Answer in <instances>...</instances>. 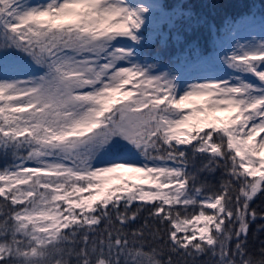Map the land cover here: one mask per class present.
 <instances>
[{
  "label": "snow or ice",
  "instance_id": "snow-or-ice-1",
  "mask_svg": "<svg viewBox=\"0 0 264 264\" xmlns=\"http://www.w3.org/2000/svg\"><path fill=\"white\" fill-rule=\"evenodd\" d=\"M190 19L167 0H0V264H264L246 250L264 19L238 39V21L208 26V48ZM169 33L175 55L145 52ZM142 211L167 260L147 223L126 231Z\"/></svg>",
  "mask_w": 264,
  "mask_h": 264
},
{
  "label": "trees",
  "instance_id": "trees-1",
  "mask_svg": "<svg viewBox=\"0 0 264 264\" xmlns=\"http://www.w3.org/2000/svg\"><path fill=\"white\" fill-rule=\"evenodd\" d=\"M169 5L176 2H182L186 10L191 12L190 20H182L181 30L183 26L200 21V26L193 28L191 33H183L186 41H197L202 47L208 48L207 41L209 38L208 26L214 25L217 29L226 20L237 21L247 16L252 15L256 10L262 14L264 18V0H167ZM169 47L166 49H159V39L151 47H147L148 53L153 54L160 51L161 54L167 58L169 56L175 55L177 49L172 43L171 38L168 39ZM5 160L0 157V165H3ZM220 175L219 172L215 176H209L210 181H215V178ZM2 198H0V204H2ZM252 207L258 211H264V195L258 194L252 202ZM8 211L7 209H4ZM147 223L148 227L145 228L146 242L154 246L164 247L163 259H168V249L166 245H163L162 241H157L152 239V232L158 225L154 224L151 218L148 216L147 211L140 212L138 218L131 224L127 225L126 231L129 233L132 230L139 229ZM264 224V220L257 219L249 227L246 241V250L253 257H259L260 250L264 249V229H258V225ZM103 228V225H101ZM233 247H235V242L233 241ZM174 259H179L181 264H183V257H174ZM189 261L191 258H188ZM212 257L210 254L199 256L197 258L196 264H212ZM238 259V257H237Z\"/></svg>",
  "mask_w": 264,
  "mask_h": 264
},
{
  "label": "rangeland",
  "instance_id": "rangeland-1",
  "mask_svg": "<svg viewBox=\"0 0 264 264\" xmlns=\"http://www.w3.org/2000/svg\"><path fill=\"white\" fill-rule=\"evenodd\" d=\"M252 16L255 17V20L251 22V27L249 26V24L244 20V19H240L237 20L239 22L238 24V34L236 36V38H240V37H247L249 35V33L251 31H255V33H259L260 32V24H261V20L264 19L261 15V13L259 12V10H256ZM250 17V16H247ZM214 26V25H212ZM215 29H217L215 26L213 28V31L215 32ZM164 31H168L167 25H164L163 28ZM159 38V37H157ZM169 38H171V33H169ZM223 41H224V46L227 47L229 43H231L233 41V36L229 35V34H225L223 36ZM155 55V54H153ZM152 56V55H149Z\"/></svg>",
  "mask_w": 264,
  "mask_h": 264
},
{
  "label": "bare ground",
  "instance_id": "bare-ground-1",
  "mask_svg": "<svg viewBox=\"0 0 264 264\" xmlns=\"http://www.w3.org/2000/svg\"><path fill=\"white\" fill-rule=\"evenodd\" d=\"M33 2H35V0H33Z\"/></svg>",
  "mask_w": 264,
  "mask_h": 264
}]
</instances>
